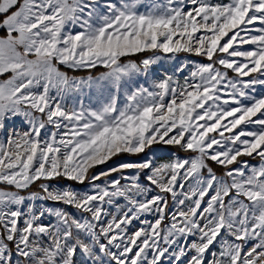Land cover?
Segmentation results:
<instances>
[{
	"label": "snow or ice",
	"instance_id": "obj_1",
	"mask_svg": "<svg viewBox=\"0 0 264 264\" xmlns=\"http://www.w3.org/2000/svg\"><path fill=\"white\" fill-rule=\"evenodd\" d=\"M0 30V264H264V0H0Z\"/></svg>",
	"mask_w": 264,
	"mask_h": 264
},
{
	"label": "rangeland",
	"instance_id": "obj_2",
	"mask_svg": "<svg viewBox=\"0 0 264 264\" xmlns=\"http://www.w3.org/2000/svg\"><path fill=\"white\" fill-rule=\"evenodd\" d=\"M2 31V30H0ZM137 54H140V53H137ZM146 55H151L152 53L151 52H147L145 53ZM158 56H160V59L155 61L152 65L149 66V77L150 78H162L163 74L165 72H170L173 70V66L174 65H178L180 62L184 61V60H187L189 63H192L194 60L197 59V57L195 56V54H189V53H185V52H178L176 53L174 56L172 53H163L162 51H159L156 53ZM136 55V54H135ZM143 58L140 54V56L138 58H133V59H141ZM67 70V69H65ZM98 71L100 70H103L101 68H97ZM70 74H73L70 72ZM76 74V73H74ZM76 75H81V74H76ZM183 75H187V71H185L183 73ZM141 82H143V78L141 80ZM257 90L259 91V86L257 87ZM257 116H259V113L257 114ZM255 118V117H254ZM228 118H225V121H222V123H225L226 120ZM233 131H236L235 129H233ZM225 136L228 135L227 132L224 133ZM150 147H157L156 145L154 146H150ZM169 151L171 152H176L177 150L173 147V146H165ZM148 149L146 148L145 149V152H147ZM137 155H142V154H137ZM183 155V154H181ZM119 154H117V156H113L112 158H110V161H106L105 163H111L115 160H117ZM133 158H135V156H133ZM247 159V157H245ZM158 160H164V159H167L166 156H162V157H157ZM251 162L255 163V162H258L256 159H253ZM97 169H102L104 167V165H96L95 166ZM130 173L132 170H128ZM103 181V178H101V182ZM69 183H71L69 181ZM73 187H76V188H79V189H86L87 188V184H79V183H72ZM51 203V202H49ZM144 219H148V220H151L152 219V216H147V217H141L139 220H134L132 223H133V226L135 227H139L140 224H141V221L144 220ZM167 221H164L162 223H166Z\"/></svg>",
	"mask_w": 264,
	"mask_h": 264
},
{
	"label": "trees",
	"instance_id": "obj_3",
	"mask_svg": "<svg viewBox=\"0 0 264 264\" xmlns=\"http://www.w3.org/2000/svg\"><path fill=\"white\" fill-rule=\"evenodd\" d=\"M140 56V54H136V55H133L131 58H138ZM98 71V70H97ZM76 74H85V71H77ZM219 171V169H218ZM71 182V181H70ZM71 183H75V182H71ZM0 186H3L2 184H0Z\"/></svg>",
	"mask_w": 264,
	"mask_h": 264
}]
</instances>
